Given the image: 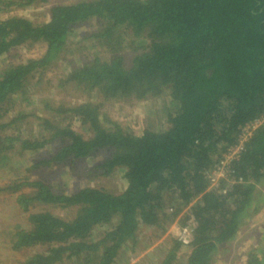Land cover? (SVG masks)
Listing matches in <instances>:
<instances>
[{
  "label": "trees",
  "instance_id": "trees-1",
  "mask_svg": "<svg viewBox=\"0 0 264 264\" xmlns=\"http://www.w3.org/2000/svg\"><path fill=\"white\" fill-rule=\"evenodd\" d=\"M47 2L0 0V5ZM48 8L41 24L19 16L0 19V59L17 48L45 46L40 57L0 68V165L11 163L13 153L27 152L26 161H34L35 153L55 145L49 160L26 167V173L96 161L103 154L94 172L121 173L124 187L118 194L93 187L63 194L24 179L0 188L17 194V206L27 213L24 226L7 232L9 249L41 246L20 264H118L123 249L130 245L132 251L138 242L140 227L156 229L158 237L178 220L180 226L190 224L189 242L171 241L161 264H176L184 245L191 249L185 264H212L217 247L233 240L263 204L264 124L244 142L217 186L209 188L207 177L240 128L264 113V0H83ZM91 20L98 29L89 38L109 53L108 61L82 62L56 87L99 102L45 105L50 116L18 113L2 122L15 99H30L70 30ZM127 40L141 44L131 50L129 64L123 56ZM126 100L159 101L154 113L161 123L147 120L136 132L102 110ZM29 116L36 120L34 134L32 127L16 136L3 132L17 123L23 130L20 122ZM35 206L73 214L63 219L46 209L30 211ZM262 244L247 254V264H264V237Z\"/></svg>",
  "mask_w": 264,
  "mask_h": 264
},
{
  "label": "rangeland",
  "instance_id": "rangeland-1",
  "mask_svg": "<svg viewBox=\"0 0 264 264\" xmlns=\"http://www.w3.org/2000/svg\"><path fill=\"white\" fill-rule=\"evenodd\" d=\"M83 0H48L46 4L27 7V8H6L3 4L0 5V19H5L8 16H19L31 20L35 24H41L47 20L48 12L51 5L56 4H72ZM97 23L94 20L88 21L82 25H75L70 30L67 42L64 50L59 53L56 60L53 61L49 67L46 68L42 79L38 84L32 88L33 93L27 102L22 103L20 100H14V107L10 106L9 113L5 115L1 121L9 122L13 117H17L20 114H34L39 117H47L52 114L44 109L45 105L49 107H55L58 104L67 105L77 103L79 101L92 100L93 102H99L98 99L89 98L88 95L78 93L76 90H59L56 85L57 81L63 78L68 70L72 67L80 65L82 62H87L94 58H99L102 61H108L109 53L104 52L103 47L96 44V40L90 39L89 35L94 34L97 31ZM129 40L126 41L125 50L123 56L125 62H130L133 55V47L141 46V44H133ZM128 42V44H127ZM45 51L43 44L34 45L29 48H17L10 51L6 57L0 59V68L9 62L17 64L22 63L30 58L40 57ZM38 76L34 79L37 82ZM161 108L159 101H148L144 103H136L133 100H126L121 103H106L102 110H105L107 116L118 123H121L125 127H129L133 131H140L143 129L147 120L152 125L158 127L161 121H158V117L154 113ZM20 127L24 126L23 130L18 128L19 123L6 128L3 132L7 136H16L18 132L22 131L23 134H27L32 127L33 134L35 133L36 120L33 117H25L20 122ZM75 126V125H74ZM78 130V127H74ZM85 138L88 137L87 133L82 132ZM13 147L17 145L13 144ZM40 153L34 154V161H26L29 157L28 153L24 154L13 153L10 157L11 163L0 165V188L12 184L13 182H22L24 179L28 181L39 180L40 182L48 185L55 193L63 191V194L72 193L80 188L93 187L103 188L111 194H118L124 187V182L121 178V173L114 172L108 177H103L99 173L94 172V164L99 161V156L96 161L94 160H78L71 165L57 166L47 165L34 169L31 173H26L25 168L33 165L41 160H49L55 152V145L45 148ZM30 189L23 188L22 192L27 193ZM17 194L11 195L8 193H0V264H20L25 258L31 254L42 251L40 247H34L23 251H11L9 249V237L7 232L13 230L15 227L24 226L26 223L27 213L23 212L16 204ZM49 210L60 218L68 219L72 216L73 210H61L44 206H35L30 211L37 210ZM175 221L173 224L166 228L164 234H160L156 237L158 231L156 229L140 227L138 229L137 241L132 251L131 246L128 249H123L121 260L118 264H122L125 260V264L134 262L135 264H161L165 258L168 250L170 249L171 241L174 242ZM104 231V228L95 229L93 238L99 236ZM95 237V238H96ZM94 238V239H95ZM189 240L184 243L185 245ZM184 245V246H185ZM179 249L185 250V248L179 247ZM182 253L178 252V257H181ZM70 264V263H66ZM177 264V263H176ZM180 264V263H179Z\"/></svg>",
  "mask_w": 264,
  "mask_h": 264
},
{
  "label": "crops",
  "instance_id": "crops-1",
  "mask_svg": "<svg viewBox=\"0 0 264 264\" xmlns=\"http://www.w3.org/2000/svg\"><path fill=\"white\" fill-rule=\"evenodd\" d=\"M259 191L261 197H263V204L261 205L259 211L240 228L239 233L234 237L233 240L217 247L212 264H247V254L249 252L255 251L257 245L263 243L264 189L259 188ZM177 218L179 219V217ZM176 228H187L188 230H191L190 224H188V222L185 225L180 226V221L178 222V220L176 223ZM182 248H185V250L179 249V253H182V256H177V264H185L186 259L191 251L190 248L185 246ZM128 264L135 263L129 262Z\"/></svg>",
  "mask_w": 264,
  "mask_h": 264
},
{
  "label": "built area",
  "instance_id": "built-area-1",
  "mask_svg": "<svg viewBox=\"0 0 264 264\" xmlns=\"http://www.w3.org/2000/svg\"><path fill=\"white\" fill-rule=\"evenodd\" d=\"M264 124V113H262L256 119L246 123L244 126L240 128L237 141L235 144L230 146L227 149V152L223 155L222 159H220L213 167V169L208 174V182L209 188L217 186V182L221 179L226 177L228 171L227 167L229 163L238 158L239 153L243 149L244 142L253 134V132L260 126ZM175 238L177 241L181 243H186L189 239L188 237L190 234V230L187 228H175Z\"/></svg>",
  "mask_w": 264,
  "mask_h": 264
}]
</instances>
